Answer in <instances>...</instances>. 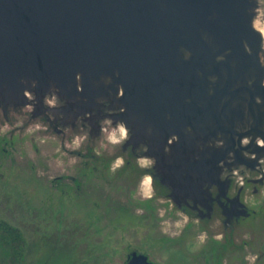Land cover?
<instances>
[{
	"label": "water",
	"instance_id": "water-1",
	"mask_svg": "<svg viewBox=\"0 0 264 264\" xmlns=\"http://www.w3.org/2000/svg\"><path fill=\"white\" fill-rule=\"evenodd\" d=\"M260 10L0 0V156L23 134L29 169L44 160L74 201L181 224L179 243L203 240L205 264H264ZM127 252L126 264H157Z\"/></svg>",
	"mask_w": 264,
	"mask_h": 264
},
{
	"label": "rangeland",
	"instance_id": "rangeland-1",
	"mask_svg": "<svg viewBox=\"0 0 264 264\" xmlns=\"http://www.w3.org/2000/svg\"><path fill=\"white\" fill-rule=\"evenodd\" d=\"M260 1L258 23L264 30ZM28 142L21 134L17 154L0 156V220L26 234L32 264H126L128 249L149 254L157 264H205L203 240L179 243L181 224L157 230L136 215H108L91 203L74 201L68 191L53 189L50 177L56 172L44 160H38L36 173L27 166Z\"/></svg>",
	"mask_w": 264,
	"mask_h": 264
},
{
	"label": "trees",
	"instance_id": "trees-1",
	"mask_svg": "<svg viewBox=\"0 0 264 264\" xmlns=\"http://www.w3.org/2000/svg\"><path fill=\"white\" fill-rule=\"evenodd\" d=\"M29 247L20 228L0 220V264H32Z\"/></svg>",
	"mask_w": 264,
	"mask_h": 264
}]
</instances>
